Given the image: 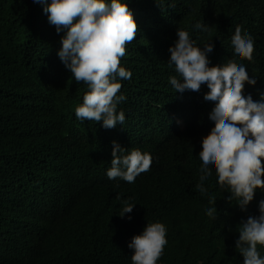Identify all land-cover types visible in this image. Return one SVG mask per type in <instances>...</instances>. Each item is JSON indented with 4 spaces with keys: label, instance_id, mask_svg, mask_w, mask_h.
<instances>
[{
    "label": "trees",
    "instance_id": "1",
    "mask_svg": "<svg viewBox=\"0 0 264 264\" xmlns=\"http://www.w3.org/2000/svg\"><path fill=\"white\" fill-rule=\"evenodd\" d=\"M126 2L140 28L120 62L132 73L118 92L126 99L117 111L126 119L105 129L102 121L75 116L87 85L59 59L64 32L49 24L44 5L0 0V264H132L127 245L148 222L166 227L157 264H243L237 226L259 215L264 190L242 211L215 171L204 182L215 204L196 189L214 103L203 99L206 85L175 93L169 78L177 74L168 60L177 28L184 29L198 47L214 44L210 66L243 65L257 81L246 83L244 93L259 100L264 0ZM197 22L208 30L195 29ZM237 25L254 38L251 62L234 53ZM113 141L150 153V170L134 183L108 179ZM125 200L134 208L121 218ZM209 207L217 209L215 219L207 216ZM258 251L264 258V247Z\"/></svg>",
    "mask_w": 264,
    "mask_h": 264
},
{
    "label": "clouds",
    "instance_id": "2",
    "mask_svg": "<svg viewBox=\"0 0 264 264\" xmlns=\"http://www.w3.org/2000/svg\"><path fill=\"white\" fill-rule=\"evenodd\" d=\"M44 5L48 22L61 37L58 57L75 81L87 85L82 105L76 107L75 116L81 121L103 122L105 129H113L125 122V113L117 111L126 99L118 95L120 80H130L132 73L120 66L126 54V45L140 32L126 0H33ZM195 29L207 31L208 25L197 22ZM177 40L170 46L169 66L177 75L169 82L175 93L199 92L202 85L209 91L205 101L213 102L209 119L214 126L202 137V161L196 189L208 195V203L216 198L208 193L204 182L215 171L219 187L236 200L242 211L253 201L258 189L264 190V93L259 100L245 95V84L255 85L243 65L230 60L210 66L208 54L213 52L210 42L198 47L188 31L177 28ZM234 53L249 62L253 60L254 38L237 25L231 37ZM180 122V120H179ZM112 159L106 175L128 183L150 170L153 158L139 148L131 150L112 142ZM127 152V154H124ZM120 197L117 196V199ZM119 216L131 213L134 204L123 201ZM259 215H250L237 226L239 238L235 247L243 256V264H264L258 245L264 247V200L258 204ZM208 217L215 219L217 209H206ZM131 219V217H128ZM166 227L160 222H148L144 230L134 235L128 248L133 250L132 264H157L167 244Z\"/></svg>",
    "mask_w": 264,
    "mask_h": 264
}]
</instances>
